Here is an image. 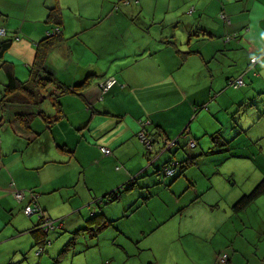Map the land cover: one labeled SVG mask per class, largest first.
<instances>
[{
    "label": "crops",
    "instance_id": "crops-1",
    "mask_svg": "<svg viewBox=\"0 0 264 264\" xmlns=\"http://www.w3.org/2000/svg\"><path fill=\"white\" fill-rule=\"evenodd\" d=\"M116 3V0H0V28L3 34L6 32L5 37L11 38L3 59L11 63L17 79L26 75L23 65L28 79V68L34 63L41 40L58 31L51 47H43L46 54L42 64L49 71L54 69V73L50 72L59 84L73 86L80 82L81 88L77 93L60 94L63 112L54 120L56 111L51 95L38 108L45 111L43 102L48 100L53 109L49 113L45 111V119L34 115L31 128L19 125L20 119L14 117L8 121L5 117L0 119V264H40L44 256L37 257L30 250L40 245L49 257L45 264H55L51 262L52 252L45 247L47 231L41 223L55 216L61 219L55 229L65 228L67 238L70 231L78 234L82 229L88 239L98 228V212L92 216L94 211L89 210V216H84L82 205L87 204L88 209L96 205L97 210L98 190L118 188L134 177L130 188L148 195L145 201L151 197L157 199L163 218L158 225L170 219L182 222L169 235L170 241L175 242V263L223 264L218 256L227 254L229 264H264V192L241 210L232 209L235 200L259 181L252 183L264 173V162L253 166L250 178L256 174L255 179L246 185L235 187V181L229 183L231 176H225L223 166L217 165L228 157L239 159L243 153L238 155L235 143L220 138L221 118L211 120L214 126H219L208 134L217 143L211 142V138L209 143L202 138L204 134L196 136L193 132L188 145L191 149L187 147L184 152L195 155V161L186 169L188 179L176 180L182 185L179 190L174 188L176 181L166 186L167 180L157 193L156 187L150 189L153 185L150 166L157 167L160 157L149 160L152 157L149 158L147 150L145 154L141 152L140 142L134 137L136 122L143 118L148 122V131L157 130L172 137L195 111L193 105L203 103L202 106L207 104L210 109L213 104L209 101L216 99L214 107L216 111L221 109L216 96L225 88L224 79L235 72L233 62L244 59L246 66L240 75L244 85L247 84L250 110L245 118L239 116L238 132H245L242 126L250 118L248 134L256 142L257 153L264 157V71H261L264 62L250 66L248 61L264 52V0ZM219 13L228 21H223ZM182 30L190 35L187 41ZM56 63L63 67V72L54 67ZM0 76L5 80L2 69ZM112 79L115 82L106 85ZM1 91L0 86V94ZM237 95L235 92V98ZM174 123L176 129L169 125ZM187 129L191 134L190 124ZM188 137L182 140L188 143ZM10 141L16 143L19 153L6 152ZM252 142L244 144L256 156L250 147ZM99 145L109 147L112 153L103 155ZM145 155L150 163L146 164ZM208 155L216 157L208 158ZM208 162H214L216 168L200 165ZM93 166L103 169L97 185L88 183ZM63 171L76 172L85 193L83 203L75 208H65L56 196L64 186ZM23 206L35 208L40 216L32 225L18 227L15 218ZM99 211L104 214L102 219L111 218L105 215L102 206ZM224 212L225 219L216 217L210 222L207 218L208 214ZM71 213H77L81 221L73 223L71 217L66 218ZM85 220L92 222L86 224ZM228 230L233 233L228 234ZM181 236H188L187 248ZM67 238L64 244L60 241L57 245L62 257L66 251L76 255L77 248L81 251L89 247V240L78 242L75 237L72 243ZM155 256V264H160L161 251Z\"/></svg>",
    "mask_w": 264,
    "mask_h": 264
},
{
    "label": "rangeland",
    "instance_id": "rangeland-1",
    "mask_svg": "<svg viewBox=\"0 0 264 264\" xmlns=\"http://www.w3.org/2000/svg\"><path fill=\"white\" fill-rule=\"evenodd\" d=\"M177 31L179 30L177 29ZM19 33L20 34L23 33V30H20ZM182 34L184 35L185 41H187L188 38L190 37L189 33L186 30H182ZM259 55H254V56H259ZM54 59L55 57H52V61H54ZM243 60L244 59H238L237 61L238 63L236 64L235 62H233L235 68L232 69L235 70V72L231 76H229L230 80H233L238 76H241L240 72L246 66ZM248 61H250V59H248ZM257 62H264V61L258 60ZM213 63H215V61H213ZM10 64L11 63L9 62V65ZM193 64L194 63H192L191 65ZM54 67H57L59 69V72L61 71L63 72V67L59 63L54 64ZM25 68H26L25 65H23L22 69L25 71L26 75H22L21 78L18 76V79L21 82L27 79V71ZM53 70L54 69L52 68V70L50 71L54 73ZM261 71H264V69H262ZM3 81L4 80L0 79L1 88H3L5 85V84L2 85ZM46 82L49 83V81ZM225 82L226 80L224 79L223 82V85L225 86L224 90L220 92L218 96H216L222 108L216 111V108L214 107V104L215 103L217 104L216 99L213 100L212 102L209 101V103L213 104L211 105V107H209L210 109H208L207 104L206 107L202 106L203 103L193 105V107L196 106L199 109L196 112L194 111L190 115V118H188L187 122L183 124V126L180 128L179 132L176 135L179 136L180 133H182L185 130L184 135L186 136L189 135L187 145L190 144L189 139L192 138L193 132H195L196 136L204 134L202 138L204 140H208L209 143L211 142L217 143V140H214L211 136L210 138L212 140L210 142V138L208 134L218 129L219 126V125L214 126L211 123V120H215L214 117H218L219 119L221 118L222 122L219 121L220 124L219 128L221 129L220 138L222 140L225 139L227 141L230 142L232 141L233 143H235V153H238V155L239 153H243V156L241 158L238 157L239 159L228 157V159L226 160L224 159L222 162L218 163L217 166L218 168L223 166L222 167L223 174L225 176H231L232 182L229 183H233V181H235L234 186L240 187L246 185L248 182L251 181V179L255 177L256 174H254V176L250 178L251 173H253L252 168L254 165L261 166L262 162H264V157L257 153L256 142L255 141L252 142L250 135L248 134V129H249L248 127L251 124L250 118H248L249 119L248 122L245 120L246 123L242 126V129H244L245 132L242 133L238 132L239 130L238 123L241 121L240 117L245 118V116L250 110V107L248 106V103L250 102V98H247L246 96L247 84L240 87H235L231 84H227V82L225 84ZM235 92L238 93L236 98H235ZM258 97L259 96L256 95L255 99L257 100ZM43 105L46 107L45 111L47 113H49V111L53 109L50 108V102L48 100H45L43 102ZM226 105L229 106L226 107ZM240 107L241 110L239 109ZM232 115L234 116V118L232 117ZM139 121H140L139 123L136 122L137 131L143 129V131H145L148 135H150V131L147 130L146 123L148 122L146 121V119L143 118V120H139ZM188 122L192 127L191 134L187 133L186 127L189 125ZM143 123L145 125L144 128H142ZM169 125L172 126L173 129H176V123ZM205 131H209V133L205 134ZM136 132L134 134V137L140 142L142 149L141 152L145 154L144 150L146 152L147 149L145 145L142 143L139 136L137 135L139 131L137 133ZM246 136L247 138H250L249 141L252 142V145H250V147L254 148L253 153L256 156L252 155L251 152L247 150V147H245L244 143H248V144L250 143L247 140ZM188 148L191 149V147ZM156 149H157L156 145H153L151 150L154 151ZM17 150L18 148L16 147V143L10 141V143L8 144V148L6 149V152L19 153V151ZM151 154H153V152ZM156 157L157 155H155L153 159H156ZM215 157L216 155H208V158H215ZM147 158L148 157L145 155L144 159L146 164L148 163ZM228 160H231L234 163L231 164L225 163ZM157 161L159 164L162 163V159L159 160L157 159ZM207 164L209 167L212 166L216 168L214 162L200 163V165H207ZM150 168L152 172L155 170V167L152 165L150 166ZM63 172L65 174V177L62 182L64 186L60 188L58 192H56L57 193L56 196L58 200L63 201L65 208L67 209H69L70 207L75 208L79 204L83 203L85 199V193L82 191V184L77 180L76 172H71V171H63ZM188 172H191V170H188ZM263 175L264 173L262 172V175H260L256 179L254 178L255 180L252 183L260 180ZM102 176H103V169L98 168L97 166H93L90 169V178L88 180V183L90 185L91 184L97 185L101 181L100 179ZM216 176L218 175L216 174ZM122 184H119L118 188L115 189L111 188L106 192H101L100 190L97 191L96 195L98 196H95V199L97 200L96 202L98 203L97 210H95L94 208L96 205H91L90 209H88L87 204L82 205L81 211L84 214V216L87 215L89 216V214L91 213L89 210L94 211L91 213L92 216L95 215V212H98L97 215L98 223H96V225H98V228L97 229L95 228L93 230L94 234L93 235L90 234L88 236V239L86 236L83 235L85 231H83L82 229H79L78 234L74 231L73 232L70 231L69 237L67 238L68 233L64 230L65 228H58L57 230L55 229L58 226H60L61 219H57L55 218V216L52 218L49 217V219L53 221L54 227L49 228L47 230V234L45 238L47 241L45 243V247L49 248L50 251L52 252V259H51L52 263L55 264H155V259H156L155 255L156 253L161 251L162 257L160 259V264H177L174 262L176 258V254H175V247L173 245L175 244V242L170 241L169 235L177 229L181 221H178L176 219H170L167 220L165 224L158 225L160 221L163 220V218L161 217L162 215L160 214V209L158 206L157 199L155 197H151L145 201L146 198L140 193H138V190L136 188H130V189L124 188V186L122 187ZM161 188L162 185H160V187L156 189V193ZM174 188L178 190L181 189L182 188L181 183H179V181H176ZM251 189L252 188H250L248 192ZM113 191H116L117 194L115 199H112L110 197L111 195L110 193ZM46 197L50 198L51 195H47ZM99 206L100 207L102 206L105 215L111 218L102 219V215L104 214L102 211H99ZM23 207L20 208L16 214L15 223L18 227L19 225H25L23 227H27L28 225L30 224L32 225L34 222L39 220L40 215L37 211H34L32 214L28 215L27 213L24 212ZM68 217H71L73 219V223L75 221H81L77 213L75 214L71 213L66 218ZM216 217H221L225 219L226 213L224 212L221 213L220 215L208 214L207 216L210 222H212V220L215 219ZM84 222L87 224V222L91 223L92 220H88V221L85 220ZM224 223H222V225H224ZM92 225L93 224L89 225V227H91ZM215 232L218 233V229H215ZM227 233L231 234L233 232L231 230H228ZM75 237L76 239H78V242H85L89 240L90 242H87V245H89V247L84 248L81 251H79V249L77 248L76 255H72L71 251H66L63 257L61 254L59 255L58 253L59 249H57L58 243L62 241L64 244L66 238L67 241H72L73 243V241L75 242ZM181 239L185 247L187 248L188 236H181ZM48 240L50 242H48ZM232 241H235V238H233ZM70 246L71 245H69V247ZM40 247H42V250L40 253H37L38 252L37 250ZM30 250L33 251V253L35 251L36 256L37 255L44 256V259H42L40 264H45V262L49 260L48 254L45 252L43 246L40 245L36 249L34 246H32ZM187 256L190 257L189 252H187ZM57 257H58V261H56Z\"/></svg>",
    "mask_w": 264,
    "mask_h": 264
},
{
    "label": "trees",
    "instance_id": "trees-1",
    "mask_svg": "<svg viewBox=\"0 0 264 264\" xmlns=\"http://www.w3.org/2000/svg\"><path fill=\"white\" fill-rule=\"evenodd\" d=\"M116 1V4H128L131 1L136 0ZM221 14L222 13H219V17H221ZM223 21H226V19H224ZM57 33L59 34L58 31H55L53 34L50 33L49 35H46L44 39L41 40V45L37 47L34 63L28 68V79L23 82L18 80L17 77L13 74L9 62L7 63L6 60H2L3 53H5V51L10 47L11 38L5 37L6 32L5 34L0 35V69L3 70L5 75V80L3 81V84L5 85L2 88L0 94L1 118L5 117L6 121H8V118L10 117L17 118L20 119L19 125H23L26 128H31L29 124L31 118L34 115L38 114L45 119V111L40 110L38 106L39 104H41L43 99L51 95L50 99L56 111V114L53 117L54 120L63 112L61 103L62 95L60 96V94L68 91L77 93V90L81 89L80 82L73 84V86H67L66 84H63L61 82L59 84L57 81L54 80V77L52 76L51 72L42 64L44 56L43 54H46V50L43 47L47 45L51 47L50 45H52V43L55 41V36ZM43 43L46 44L43 45ZM249 65L252 66L250 61ZM46 81H49V83H47ZM226 82L227 84H230V78H227ZM103 83L104 81L101 83L102 89L104 88ZM41 90L46 91V95H44ZM198 109L199 108L196 107L195 112ZM48 122L50 121L48 120ZM144 126L145 125L143 123L142 128H144ZM140 131L143 133L144 138H141L139 133L137 135L141 139L142 143L145 145L147 149L146 153L150 155L149 158L152 157L153 159V157L157 155V157H160V159H162V163L155 167V170L150 173V176H152L151 178H153V185L150 187V189L153 187L158 188L160 187V185L164 187V180H167L166 186H169L180 177L186 178V169L195 161V155L189 156L186 152H184L185 149L189 147L186 141H183L185 139L184 137L186 136L184 135L185 130L180 133L179 136L174 135L172 137L164 136L161 132L157 130L155 131V133H152L150 131V135L143 131V129H141ZM187 139L188 138H186V140ZM153 145H156L157 148L154 151L151 150V147ZM101 146L105 145L98 146L100 152L103 155H109L112 153V150L108 147L110 149V153L104 154L100 148ZM152 152L153 154H151ZM152 159L150 158L149 160L152 161ZM135 178L136 177H134L133 179L131 178L132 180H127L125 183L122 184V187L124 186V188H130L134 184L133 181L135 180ZM187 182L188 184H190V180H187ZM116 191L110 193V197L112 199L116 198ZM262 192H264V175L249 192L243 193L239 196L237 200H235V202L232 204V209L236 212L241 210L245 205H247L250 201L260 195V193ZM144 197L147 198L148 195H144ZM225 255L226 261L223 264H229L227 254Z\"/></svg>",
    "mask_w": 264,
    "mask_h": 264
},
{
    "label": "built area",
    "instance_id": "built-area-1",
    "mask_svg": "<svg viewBox=\"0 0 264 264\" xmlns=\"http://www.w3.org/2000/svg\"><path fill=\"white\" fill-rule=\"evenodd\" d=\"M221 17L224 18V19H226V21H228V18L224 17L223 14H221ZM3 33H4V32H3V29L0 28V35H2ZM258 60H263V61H264V53H262V54L259 55V56H252V57L250 58V63L253 65V64H255ZM114 81H115L114 79H112V80H108L107 83H106V85H109V84L111 85L112 83H114ZM229 83H230L231 85L235 86V87H240V86H242V85L245 84V81H244V79H243V77H242V75H241V76L236 77V78L233 79V80H230ZM104 88H105V87H104ZM139 135H140L141 138H144V135H143V133H142L141 131H139ZM100 148H101V150H102V152H103L104 154H109V153H110V149H109L108 147L101 146ZM23 210H24L25 213H27L28 215H30V214H32V213L35 211V208L33 209V208L30 207V206H26V207H24ZM38 227H39V226H38ZM41 227H42L45 231H47L49 228H53V227H54L53 221H51V220L44 221L43 224L41 223ZM41 250H42V247H40V248L38 249V253H40ZM218 261L221 262V263H225V261H226V255H225V254H219V256H218Z\"/></svg>",
    "mask_w": 264,
    "mask_h": 264
}]
</instances>
